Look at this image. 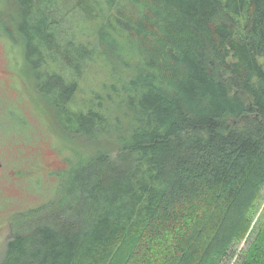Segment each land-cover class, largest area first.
<instances>
[{"label": "trees", "instance_id": "obj_1", "mask_svg": "<svg viewBox=\"0 0 264 264\" xmlns=\"http://www.w3.org/2000/svg\"><path fill=\"white\" fill-rule=\"evenodd\" d=\"M4 4L36 91L86 150L16 216L0 264H222L264 187V0ZM93 66L105 79L77 105ZM240 264H264V225Z\"/></svg>", "mask_w": 264, "mask_h": 264}, {"label": "rangeland", "instance_id": "obj_2", "mask_svg": "<svg viewBox=\"0 0 264 264\" xmlns=\"http://www.w3.org/2000/svg\"><path fill=\"white\" fill-rule=\"evenodd\" d=\"M11 12L9 4L0 7V259L16 216L50 202L59 189L60 174L76 160L74 151L86 150L82 140L62 132L55 113L36 91L20 46H14L1 27L10 25ZM258 61L264 67V59ZM104 75L99 67L90 68L75 97L77 105ZM248 215L245 237L233 244L222 264H240L264 225V187Z\"/></svg>", "mask_w": 264, "mask_h": 264}, {"label": "flooded vegetation", "instance_id": "obj_3", "mask_svg": "<svg viewBox=\"0 0 264 264\" xmlns=\"http://www.w3.org/2000/svg\"><path fill=\"white\" fill-rule=\"evenodd\" d=\"M1 167V166H0Z\"/></svg>", "mask_w": 264, "mask_h": 264}]
</instances>
